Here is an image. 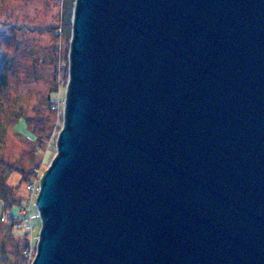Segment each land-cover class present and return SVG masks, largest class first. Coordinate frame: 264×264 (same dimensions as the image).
I'll list each match as a JSON object with an SVG mask.
<instances>
[{"label": "water", "instance_id": "95a60500", "mask_svg": "<svg viewBox=\"0 0 264 264\" xmlns=\"http://www.w3.org/2000/svg\"><path fill=\"white\" fill-rule=\"evenodd\" d=\"M31 264H264V0H75Z\"/></svg>", "mask_w": 264, "mask_h": 264}, {"label": "rangeland", "instance_id": "374dc122", "mask_svg": "<svg viewBox=\"0 0 264 264\" xmlns=\"http://www.w3.org/2000/svg\"><path fill=\"white\" fill-rule=\"evenodd\" d=\"M71 2L0 0V264H18L25 237L30 258L36 252L40 179L57 153L64 121ZM35 166L39 174L24 181L21 171ZM6 185L16 187L4 195ZM13 195L23 200L10 208ZM10 211L28 226L14 219L20 227H13Z\"/></svg>", "mask_w": 264, "mask_h": 264}, {"label": "trees", "instance_id": "16d2710c", "mask_svg": "<svg viewBox=\"0 0 264 264\" xmlns=\"http://www.w3.org/2000/svg\"><path fill=\"white\" fill-rule=\"evenodd\" d=\"M74 2H75V0H72V2L70 3L69 11H68V16L66 17L67 18V21H68L67 35L69 36V38H71V35H72V18H73ZM11 169L9 171H11ZM21 173H22V175L24 177V181L30 180V179L32 180L33 177H36L39 174V169H38V166H35L34 168H31V169H28V170H22ZM31 180H30V182L32 183ZM14 187H16V186H12V185L11 186H8V185H6V187H4V195H5V191L9 192L8 190H13ZM22 200H23L22 198L19 197V199H18L16 196L13 195L11 197L10 203L8 205H9L10 208H12L14 206H20V203L22 202ZM4 205H5V203H4ZM9 213H10L9 215L12 218L11 219V223H12V226L13 227H14L15 222H16L14 219L21 220L20 223H24L23 220H26L27 219V218H25L23 216H19L17 213H14L12 211H10ZM18 222L19 221H17L16 223H18ZM15 226L16 227H20V224L19 225L17 224ZM24 226H28V224H25ZM24 240H25V242H24V249H22L21 257H20V259L17 260V262H18V264H31L32 263V260H33V258L35 256V253L33 255V258H30L29 253H28V250L30 248V246H29L30 245L29 244L30 241H29V239L27 237H25Z\"/></svg>", "mask_w": 264, "mask_h": 264}]
</instances>
